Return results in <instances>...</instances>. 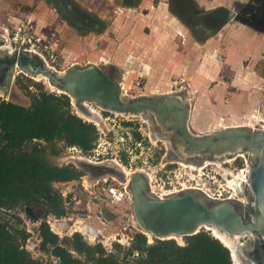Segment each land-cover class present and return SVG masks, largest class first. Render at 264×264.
Instances as JSON below:
<instances>
[{
  "label": "rangeland",
  "instance_id": "1",
  "mask_svg": "<svg viewBox=\"0 0 264 264\" xmlns=\"http://www.w3.org/2000/svg\"><path fill=\"white\" fill-rule=\"evenodd\" d=\"M71 1L87 11L82 10L92 19L93 25L88 28L79 22L78 28L69 27L62 22L61 8L55 0H0V47L15 53L29 50L44 67L49 65L58 71L94 64L120 84L124 103L159 97L179 98L188 106V126L196 137L232 127V113L214 109L220 102L233 101L234 94L248 108L240 113L238 124L253 122L252 126H240L264 130L263 31L234 19L215 34H207L202 22L183 13L176 0ZM249 3L256 4L254 0H185L183 7L193 5L200 10H210L223 6L241 13L239 8ZM71 6L70 9H74ZM224 14L222 11L215 13L216 23ZM204 18L201 20L205 21ZM51 85L42 75L35 77L17 69L11 92L8 95L0 93V96L30 106L32 96L41 91L65 94L70 98L72 113L97 127L93 149L86 152L60 141V153L48 152L47 155L51 163L74 165L83 172L78 179L53 185L68 202L66 213L61 217L68 222L67 229L55 230L59 243L85 264H94V260L73 248L72 233L76 231H72L79 226L77 220L93 223L95 216L90 215L100 208L103 200L115 204L117 215L112 219L115 222L107 227L111 220L107 221L104 213L99 212L100 219L94 226L101 232H90L89 228L85 229L87 233L85 230L79 232L86 235L82 234L90 245L102 244L106 254L118 261L144 264L142 253L135 249L137 233L146 235L148 245L165 239L186 244L189 235L181 239H160L148 235L138 224L129 185L135 173L144 178L151 198L166 199L187 192L208 206L229 200L238 211L255 217L247 211L256 209L250 184L244 182L239 194L234 192L229 182L231 176L226 171L238 173L244 167L251 170L259 157L242 151V154L223 155L188 153L185 144L177 140L176 133L163 128L150 110L125 113L92 100L77 103L69 93ZM137 132L140 139L135 136ZM32 144L25 149H30ZM86 166L94 167L95 171ZM248 175L250 179V171ZM84 185L95 192L90 193ZM111 189H121L125 193L119 203L111 201ZM37 201L40 202L34 203L37 210L44 211L43 200ZM89 203L95 204L92 210H89ZM28 207L0 208V219L9 221L17 241L33 259L41 264H61L52 252L53 247L43 245L34 224L37 217H33L34 211ZM201 230L213 235L207 228ZM121 232L122 236L118 234ZM238 241L244 244V251L258 253L264 248V242L255 241L250 234L239 237ZM255 257L260 259V256Z\"/></svg>",
  "mask_w": 264,
  "mask_h": 264
},
{
  "label": "water",
  "instance_id": "2",
  "mask_svg": "<svg viewBox=\"0 0 264 264\" xmlns=\"http://www.w3.org/2000/svg\"><path fill=\"white\" fill-rule=\"evenodd\" d=\"M183 13L189 17H195L199 23L202 22L207 34H215L232 20H238L249 24L255 29L264 32V24L258 18L264 15V0H254L256 4L249 3L241 6L240 11L219 6L210 10H200L191 5L183 7L185 0H176ZM191 1V0H186ZM224 12L225 14L214 25H208L201 20L213 13ZM261 19L264 20V17ZM33 51V50H32ZM35 52V51H34ZM16 65L21 72L31 74L41 73L49 77L59 89L64 90L75 98L77 103L84 100L98 102L104 107L120 112H141L150 110L155 116L160 113L171 122L166 129L174 131L181 144H185L188 153L223 155L225 153L237 154L240 151L252 153L259 157L258 162L251 168L250 185L255 194L256 209L240 212L229 200H221L213 206L204 204L197 197L182 192L177 196L156 199L148 195L144 178L140 173H135L132 178V187L135 213L138 224L153 236L164 239L169 234L193 235L200 231L204 225L216 227L226 231L229 235H239L243 238L250 234L255 241L264 237V130H255L247 127H230L218 133L196 137L190 133L188 126V106L179 98L159 97L154 100L144 99L142 101H131L124 103L121 100V87L116 80L106 74L100 67L89 64L86 67L72 66L66 71H58L49 65L45 67L34 57L29 50L18 53L0 49V93L8 95L11 92L12 76ZM160 117V116H159ZM158 119V116H156ZM159 121V120H158ZM160 123V121H159ZM161 124V123H160ZM253 150H256L254 152ZM89 167L95 171L94 167ZM103 170V169H101ZM247 206V204H246ZM105 218L113 219V215L105 212ZM244 244L237 245L236 254L231 250L234 262L235 255L242 264H256L264 262V248L255 251H244ZM260 256L257 259L255 256Z\"/></svg>",
  "mask_w": 264,
  "mask_h": 264
},
{
  "label": "trees",
  "instance_id": "3",
  "mask_svg": "<svg viewBox=\"0 0 264 264\" xmlns=\"http://www.w3.org/2000/svg\"><path fill=\"white\" fill-rule=\"evenodd\" d=\"M97 133L94 124L72 113L65 94L41 91L32 96L30 106L0 96V208L10 210L41 199L48 213L64 215L63 196L53 183L78 179L83 172L74 165L51 163L48 152L58 155L60 141L87 152L94 148ZM135 136L141 138L138 132ZM30 143L31 148L25 149ZM8 222L0 219V264H41L21 247ZM40 232L43 245L53 247L61 264H85L59 243L58 234L46 221ZM73 239V248L94 264H126L106 254L102 244L87 243L80 232ZM136 239L135 249L142 253L144 264H234L231 250L206 230L189 235L185 245L174 239L148 245L142 233Z\"/></svg>",
  "mask_w": 264,
  "mask_h": 264
},
{
  "label": "flooded vegetation",
  "instance_id": "4",
  "mask_svg": "<svg viewBox=\"0 0 264 264\" xmlns=\"http://www.w3.org/2000/svg\"><path fill=\"white\" fill-rule=\"evenodd\" d=\"M46 1V0H45ZM55 2H56V5H58L60 8H61V17H62V19L63 20H65L66 22H67V24H68V26H70V27H72L73 29H75V27H77L78 28V26H80V25H78L79 24V22H83L87 27L88 26H91V24L93 23V21H91L92 19L90 18V19H88L87 18V15H85L84 13H83V11L82 10H84L83 8H82V6L80 5L79 6V4L77 3V2H74L73 3V1H71V0H55ZM72 5L73 7H74V9L73 8H71L70 9V6ZM71 6V7H72ZM264 6V5H263ZM82 8V9H81ZM73 9V10H72ZM75 10V11H74ZM85 11V10H84ZM85 12H87V11H85ZM215 15V13H213V14H211V15H209V16H207V17H205L204 18V20H205V22H206V24H208V25H214L215 23H216V21H218L217 19H216V16H214ZM262 17H264V15L262 14V15H259L258 16V18L262 21V24H264V20L263 19H261ZM75 25V26H74ZM93 25V24H92ZM89 28V27H88ZM77 30V29H76ZM79 30V29H78ZM243 185V184H242ZM242 185L240 186H238V190L240 191V190H242ZM63 196V195H62ZM39 201H34V202H31V203H29L27 206H29L30 207V209H32L33 211H34V213H33V217L35 218V217H37V220H36V222L34 223L35 224V228L37 229L38 228V230H39V234H41V232H40V228H41V226H42V224H43V222L44 221H46L49 225H50V227H51V230L53 231V232H56L55 230H57L58 232L60 231L59 229H67L66 228V226L68 225V222H66V220L65 219H63V218H61V217H64V215H60V216H57V215H55V214H53V213H49L50 215H47V213L48 212H46V207H45V203L44 202H42L41 204H43V206H44V211H38L37 210V205H34V203H38ZM245 202V201H244ZM40 203V202H39ZM246 203V202H245ZM63 204H64V207H66L65 206V199L63 200ZM94 205L95 204H93V203H89V210H92L93 208H94ZM115 204H113V203H111V202H109V201H105V200H103V201H101V204H100V208L99 209H97V210H95L94 209V212H93V215H90L91 217L92 216H95V218L93 217V219L92 220H95V221H93V223H91V224H87L86 222H85V219H84V221H79V220H77V222H78V228L76 229V230H73L72 232H74V231H76V232H79V230L80 231H84L85 229L86 230H88V228H89V230H90V232H92V231H96V230H98V228L96 227V226H94V224H96V223H98V219H100L99 218V215H98V213L100 212L101 214L102 213H104V215H105V212L107 211L108 212V214L111 216V215H113V219H116V211H117V209L116 208H114V207H116V206H114ZM28 207V208H29ZM67 208V207H66ZM65 208V209H66ZM40 215H42L41 217H39ZM55 215V216H54ZM45 216H46V218H45ZM38 217L40 218V219H38ZM56 218H61V219H59V220H56ZM36 219V218H35ZM96 222V223H95ZM115 221H113L112 222V219H111V221H110V223H108V224H106V226L108 227V225L109 224H112V223H114ZM100 223L102 224H104V222L103 221H100ZM80 225H82V226H80ZM90 227H89V226ZM106 227V228H107ZM82 228H84V230H82ZM85 230V233H87L88 231H86ZM98 231H100L101 232V230H98ZM57 233V232H56ZM60 233H62V232H60ZM75 233V232H74ZM74 233H72V234H74ZM81 233V232H80ZM58 234V233H57ZM81 234H84V233H81ZM85 235V234H84ZM83 235V236H84ZM86 236V235H85ZM93 235H91L90 237H92Z\"/></svg>",
  "mask_w": 264,
  "mask_h": 264
},
{
  "label": "bare ground",
  "instance_id": "5",
  "mask_svg": "<svg viewBox=\"0 0 264 264\" xmlns=\"http://www.w3.org/2000/svg\"><path fill=\"white\" fill-rule=\"evenodd\" d=\"M244 31V30H243ZM244 33V32H243ZM0 49H1V47H0ZM2 49H4V48H2ZM5 50H7V49H5ZM18 69V71H20L21 72V69H20V67H18V65H16V70ZM16 70H15V72L14 73H16ZM31 75V74H30ZM35 75V77L36 76H44L45 77V79L47 78L48 80H49V82L53 85V86H55L54 85V83H52L51 81H50V79H49V77L48 76H46V75H43V74H41V73H38V74H34ZM33 75V76H34ZM13 78H14V75L12 76V79L11 80H13ZM43 78V77H42ZM51 85V86H52ZM55 87H57V86H55ZM58 88V87H57ZM59 89V88H58ZM74 98V97H73ZM74 100H75V98H74ZM258 115V114H257ZM156 116H158V120L160 121V123H161V125L163 126V127H166L168 124H170L171 122L168 120L169 118H165V117H162L163 115H161L160 113H156ZM160 116V117H159ZM262 119V118H261ZM239 123V122H238ZM234 124V125H231L232 127H236V126H240V125H254V123L253 122H250V123H245V122H243V123H241V124ZM264 125H262V127H263ZM254 152H256V150H253ZM239 154H242L241 153V151H240V153ZM227 161H229V160H227ZM249 164V163H248ZM194 167V166H193ZM249 167V166H248ZM247 167H244V168H241L240 170H239V172L238 173H234L233 172V170L231 171V170H227L226 172V174L228 175V176H231V178H230V180H229V182H230V184H231V186H232V188H233V190H234V192H236L237 191V193H238V186L240 185H242L244 182H247V184L249 183L250 184V179H249V175H248V172L249 171H251V170H249L248 168L246 169ZM251 169V168H250ZM236 172V171H235ZM225 178H226V175H225ZM228 179V178H227ZM251 186V185H250ZM239 194V193H238ZM255 195V194H254ZM239 196V195H238ZM240 197V196H239ZM161 198H164V196H161ZM243 201V200H242ZM245 202H247V201H245ZM249 203V202H248ZM248 211V210H247ZM249 213V212H248ZM204 228H207V229H209L210 231H212V233H213V235L214 236H216V238H219L226 246H228V247H230L231 249H232V251H233V253L234 254H236V248H237V245H238V243L240 242V241H238V239H239V235H229L226 231H224V230H220V229H218V228H216V227H212V226H207L206 225V227H205V225L203 226ZM82 230H84V228H82ZM146 233H148V235H152L149 231H146ZM153 236V235H152ZM183 236H184V234L183 235H178V234H169L167 237H172V238H174V237H177L178 239H181V238H183ZM262 240H264V237H262ZM234 264H242L241 263V261H240V259L238 258V256L237 255H235V259H234Z\"/></svg>",
  "mask_w": 264,
  "mask_h": 264
},
{
  "label": "crops",
  "instance_id": "6",
  "mask_svg": "<svg viewBox=\"0 0 264 264\" xmlns=\"http://www.w3.org/2000/svg\"><path fill=\"white\" fill-rule=\"evenodd\" d=\"M61 20H62V22H66L65 20L62 19V17H61ZM66 24H67V22H66ZM232 96H234L233 98H231V100H233V101L228 102V103L220 102L219 104L215 105V107L217 109H214V110H217L219 112H222L224 110L229 111L233 115V117H232L233 119H230V121H232L234 124H237L238 121H240L239 120L240 116H241L240 113H242L243 111H248V108L245 106V102H243V100L238 98L237 95L234 94ZM234 124H232V125H234Z\"/></svg>",
  "mask_w": 264,
  "mask_h": 264
},
{
  "label": "built area",
  "instance_id": "7",
  "mask_svg": "<svg viewBox=\"0 0 264 264\" xmlns=\"http://www.w3.org/2000/svg\"><path fill=\"white\" fill-rule=\"evenodd\" d=\"M57 183V182H56ZM85 186V185H84ZM85 189L86 190H88L90 193H94L95 192V190L94 191H91V189H90V187H86L85 186ZM112 190V192H113V198L111 199V201L113 202H118L119 203V201L122 199V196H124V192L123 191H121V189H111ZM163 194H167L166 192H164ZM162 193L160 194V196H164ZM95 197H96V195H95ZM67 203L68 202H66L65 201V206L67 207ZM65 207V208H66ZM55 216V215H54ZM56 220H59V218H56ZM107 221H109V220H107ZM118 234H121V236L123 235V233L121 232V233H118Z\"/></svg>",
  "mask_w": 264,
  "mask_h": 264
}]
</instances>
